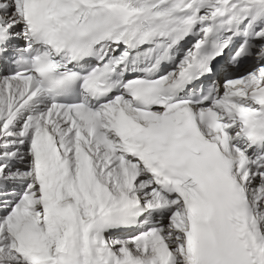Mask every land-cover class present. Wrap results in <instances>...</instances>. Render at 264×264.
<instances>
[{
  "label": "snow or ice",
  "instance_id": "1",
  "mask_svg": "<svg viewBox=\"0 0 264 264\" xmlns=\"http://www.w3.org/2000/svg\"><path fill=\"white\" fill-rule=\"evenodd\" d=\"M0 264H264V0H0Z\"/></svg>",
  "mask_w": 264,
  "mask_h": 264
}]
</instances>
